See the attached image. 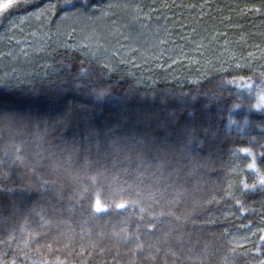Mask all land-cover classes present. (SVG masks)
Instances as JSON below:
<instances>
[{"label":"trees","instance_id":"1","mask_svg":"<svg viewBox=\"0 0 264 264\" xmlns=\"http://www.w3.org/2000/svg\"><path fill=\"white\" fill-rule=\"evenodd\" d=\"M260 3L0 0V264H264Z\"/></svg>","mask_w":264,"mask_h":264},{"label":"snow or ice","instance_id":"2","mask_svg":"<svg viewBox=\"0 0 264 264\" xmlns=\"http://www.w3.org/2000/svg\"><path fill=\"white\" fill-rule=\"evenodd\" d=\"M69 0H66V3H68ZM50 7H55V5L50 6ZM114 7H121V5H116V4H109L107 5V9H111ZM123 7H128V5H123ZM195 7V6H192ZM136 11L137 13H142V8L139 6H136ZM241 13H260L261 15H264V0H261V3L259 6L256 5H245L243 9H240ZM104 14H107V10H105ZM85 48L88 46L85 45ZM104 67H107V65H104ZM236 67H242L241 64L237 63ZM79 74L83 76H91V70H84L80 69ZM229 84H233L234 81H228ZM241 84H245L246 90L249 92L253 88V84L248 83L244 80L240 81ZM256 87L258 88L260 92L259 99L260 101L264 102V72H261L259 74V79L256 83ZM239 109V107L234 106V110ZM255 109L257 111H264V105L262 104H257L255 106ZM230 124H235L236 121L232 119L231 117L229 118ZM253 143L255 145H258L260 149H264V142L254 140ZM237 152L239 154H242L243 156H246L249 158V163H247L246 167L247 169L253 174L252 178L250 181H245L242 183V189L244 190L241 194L244 195L248 191H260L264 192V164L258 163V158L260 161H264V151H256L254 150V147H248L244 146L239 149H237ZM236 206L238 208L242 209V214H243V201L240 199L235 200ZM262 240H264V236L261 237Z\"/></svg>","mask_w":264,"mask_h":264},{"label":"rangeland","instance_id":"3","mask_svg":"<svg viewBox=\"0 0 264 264\" xmlns=\"http://www.w3.org/2000/svg\"><path fill=\"white\" fill-rule=\"evenodd\" d=\"M4 6H5V4H2V6L0 7V9L3 8Z\"/></svg>","mask_w":264,"mask_h":264},{"label":"clouds","instance_id":"4","mask_svg":"<svg viewBox=\"0 0 264 264\" xmlns=\"http://www.w3.org/2000/svg\"><path fill=\"white\" fill-rule=\"evenodd\" d=\"M245 123L247 124V123H248V121H245Z\"/></svg>","mask_w":264,"mask_h":264}]
</instances>
